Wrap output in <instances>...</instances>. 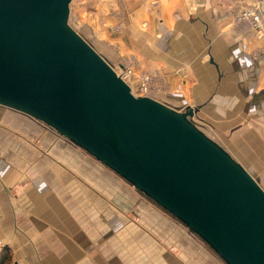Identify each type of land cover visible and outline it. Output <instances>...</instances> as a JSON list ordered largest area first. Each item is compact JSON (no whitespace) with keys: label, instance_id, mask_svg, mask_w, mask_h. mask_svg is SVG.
<instances>
[{"label":"crops","instance_id":"crops-1","mask_svg":"<svg viewBox=\"0 0 264 264\" xmlns=\"http://www.w3.org/2000/svg\"><path fill=\"white\" fill-rule=\"evenodd\" d=\"M110 1L109 24L120 22L124 35L95 47L108 61L127 55L135 70L153 75V97L197 108L193 119L215 132L246 130L264 140V34L237 19L254 3L264 18V0H140L137 9L135 1ZM4 248L15 264H226L85 150L0 106Z\"/></svg>","mask_w":264,"mask_h":264},{"label":"water","instance_id":"water-1","mask_svg":"<svg viewBox=\"0 0 264 264\" xmlns=\"http://www.w3.org/2000/svg\"><path fill=\"white\" fill-rule=\"evenodd\" d=\"M72 0H0V106L55 130L211 247L264 264V188L193 117L132 92L71 23Z\"/></svg>","mask_w":264,"mask_h":264},{"label":"rangeland","instance_id":"rangeland-1","mask_svg":"<svg viewBox=\"0 0 264 264\" xmlns=\"http://www.w3.org/2000/svg\"><path fill=\"white\" fill-rule=\"evenodd\" d=\"M73 1V0H72ZM127 1V0H126ZM135 1L136 9L140 7V0H128ZM138 1V2H136ZM81 3V4H80ZM115 3H118L117 1ZM121 6H124V1L119 0ZM118 3V4H119ZM73 9L71 10V23L79 31L82 32L83 36L89 40L95 47L103 49L101 44L107 43L108 39L121 38L124 34L123 27L121 23L115 25L114 29L109 22H112L114 3L109 2V0H81V2L73 1ZM116 4V9L119 8ZM253 5V4H252ZM248 7H251L248 6ZM116 23V22H115ZM126 55V54H123ZM126 57V58H124ZM120 61H129L134 64L133 60L128 58V56H121ZM118 63V62H117ZM116 63V64H117ZM134 68V67H133ZM142 71H135V74L139 76ZM153 76L152 74H149ZM200 124H205L202 126L203 129L209 130L208 134L221 142L226 148L231 151V153L239 160L241 163L251 172L260 177L261 185L264 188V140L262 134L250 135L245 132L246 130L240 131L236 136L235 133L228 137L226 132H215L212 130L211 125L208 127V123L200 122ZM213 124V123H212ZM216 126H220L217 124ZM242 137V138H241ZM251 143L254 145L252 148ZM2 250V249H1ZM0 250V252H1ZM194 259L197 258V254H192ZM200 256V254H199ZM15 260V259H14ZM12 264H15V261ZM209 264H217L213 260L208 262Z\"/></svg>","mask_w":264,"mask_h":264},{"label":"built area","instance_id":"built-area-1","mask_svg":"<svg viewBox=\"0 0 264 264\" xmlns=\"http://www.w3.org/2000/svg\"><path fill=\"white\" fill-rule=\"evenodd\" d=\"M240 23H246L248 29L252 30L257 37L264 34V18L261 14V7L254 3L251 7H244L237 17ZM114 69L131 86L132 92L140 96H153V76L149 73L141 72L139 76L135 74L133 64L129 61H120L113 65Z\"/></svg>","mask_w":264,"mask_h":264},{"label":"trees","instance_id":"trees-1","mask_svg":"<svg viewBox=\"0 0 264 264\" xmlns=\"http://www.w3.org/2000/svg\"><path fill=\"white\" fill-rule=\"evenodd\" d=\"M13 253L9 249H2L0 252V264H12Z\"/></svg>","mask_w":264,"mask_h":264}]
</instances>
